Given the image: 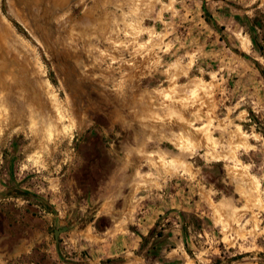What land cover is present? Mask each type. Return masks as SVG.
I'll use <instances>...</instances> for the list:
<instances>
[{"label":"rangeland","instance_id":"rangeland-1","mask_svg":"<svg viewBox=\"0 0 264 264\" xmlns=\"http://www.w3.org/2000/svg\"><path fill=\"white\" fill-rule=\"evenodd\" d=\"M0 264H264V0H0Z\"/></svg>","mask_w":264,"mask_h":264},{"label":"trees","instance_id":"trees-1","mask_svg":"<svg viewBox=\"0 0 264 264\" xmlns=\"http://www.w3.org/2000/svg\"><path fill=\"white\" fill-rule=\"evenodd\" d=\"M251 23V22H250ZM255 23V22H254ZM254 23L252 24H249V31H250V38H251V41H252V43H253V45L255 46V47H257V50H261L260 49V47L258 46V44H257V42H256V39H255V35H256V26L254 25ZM24 193V192H23ZM26 195H28V194H26ZM184 219V218H183ZM182 231H183V233L184 234H186V231H187V229H186V226L185 225H183V227H182ZM150 234H152V230H151V232L149 233V236H150Z\"/></svg>","mask_w":264,"mask_h":264},{"label":"water","instance_id":"water-1","mask_svg":"<svg viewBox=\"0 0 264 264\" xmlns=\"http://www.w3.org/2000/svg\"><path fill=\"white\" fill-rule=\"evenodd\" d=\"M66 231H67V228H65V227L55 230L53 232L55 240H57V238L60 234L65 233Z\"/></svg>","mask_w":264,"mask_h":264},{"label":"crops","instance_id":"crops-1","mask_svg":"<svg viewBox=\"0 0 264 264\" xmlns=\"http://www.w3.org/2000/svg\"><path fill=\"white\" fill-rule=\"evenodd\" d=\"M108 257V256H107ZM109 257H112V256H109ZM100 259V258H99ZM89 261L91 260V259H88Z\"/></svg>","mask_w":264,"mask_h":264}]
</instances>
